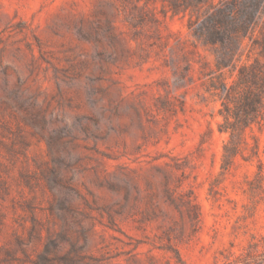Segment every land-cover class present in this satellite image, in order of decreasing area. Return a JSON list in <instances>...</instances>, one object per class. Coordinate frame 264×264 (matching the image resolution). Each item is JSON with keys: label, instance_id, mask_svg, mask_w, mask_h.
I'll return each mask as SVG.
<instances>
[{"label": "rangeland", "instance_id": "obj_1", "mask_svg": "<svg viewBox=\"0 0 264 264\" xmlns=\"http://www.w3.org/2000/svg\"><path fill=\"white\" fill-rule=\"evenodd\" d=\"M205 63L159 1L0 0V264H220L264 236L255 161L211 191Z\"/></svg>", "mask_w": 264, "mask_h": 264}, {"label": "trees", "instance_id": "obj_2", "mask_svg": "<svg viewBox=\"0 0 264 264\" xmlns=\"http://www.w3.org/2000/svg\"><path fill=\"white\" fill-rule=\"evenodd\" d=\"M164 12L186 21L194 47L212 57L206 90L219 102L222 146L219 178L211 191L241 162H256L249 191L264 180V0H154ZM248 191V190H247ZM245 190V192H247ZM220 264H264V236H252L239 252L227 250Z\"/></svg>", "mask_w": 264, "mask_h": 264}]
</instances>
